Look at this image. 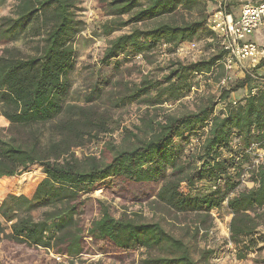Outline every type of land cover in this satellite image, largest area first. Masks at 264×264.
Returning a JSON list of instances; mask_svg holds the SVG:
<instances>
[{"label": "trees", "instance_id": "1", "mask_svg": "<svg viewBox=\"0 0 264 264\" xmlns=\"http://www.w3.org/2000/svg\"><path fill=\"white\" fill-rule=\"evenodd\" d=\"M81 2L17 0L0 18V117L7 125L0 127L1 254L10 264H73L85 254L143 251L142 264H208L218 250H199L197 236L224 210L230 216L224 246L244 259L264 241V77L244 71L194 111L167 113L161 106L189 93L195 76L223 70L224 52L207 28L212 0H96L106 17L98 36L129 28L104 49L101 63L114 61V71L120 58L125 63L148 58L163 44L173 53L204 33L211 49L194 63L170 64L161 78L145 75L138 83L114 84L117 91L109 92L114 106L135 102L145 108L138 125L123 130L120 146L107 141L99 156L77 157L75 148L112 132L109 110L64 105L74 42L84 30ZM242 90L245 97L231 99ZM218 104L223 110L216 113ZM35 170L41 178L30 195L14 191ZM97 191L122 204H148L172 219L191 215L196 224L180 228L177 236L166 230L163 218L133 213L115 218L103 199L92 196ZM49 252L63 261L56 263Z\"/></svg>", "mask_w": 264, "mask_h": 264}, {"label": "rangeland", "instance_id": "2", "mask_svg": "<svg viewBox=\"0 0 264 264\" xmlns=\"http://www.w3.org/2000/svg\"><path fill=\"white\" fill-rule=\"evenodd\" d=\"M17 0H5L4 4L0 6V18L9 15L12 6ZM79 18L84 23V30L79 34L74 42L75 58L73 69L68 73L70 80V90L64 100L65 104H71L76 106H89L96 105L100 109L109 110L111 115L110 127L112 129L111 134L99 135V140L86 142L79 148L73 150L75 156L82 157L86 155H98L104 142L110 141L112 146H120L123 130H133V126L138 125V120L143 114L145 108L137 103L125 104L123 106L116 107L109 101V92L117 91V88L113 85L123 83H138L141 77L150 75L155 78H161L166 74L164 71L170 64L174 62H180L182 64L194 63L198 60L209 57L210 42L208 34H203L195 44L197 45V52L192 53L189 50V44H185L181 48L175 50L173 53H168L166 49L161 47L150 55L148 58L137 56L131 59L127 63L123 62L122 58L119 59L120 66L118 70H113L114 61L108 64L101 63L104 49L107 47L109 40L116 38L119 35L129 32V28H124L121 31H116L107 38L97 35V30L106 20V17L96 7V0H82L80 6ZM257 62H246L238 68L233 75L227 74L224 70L218 67L212 74L199 75L194 78V87L189 93L177 101L175 104L169 103L163 104L161 107L166 110L167 113L179 115L184 112L194 111L197 106L202 104L207 97H218L220 87L229 85L234 80L242 78L243 71H247L251 76L256 78L264 77V63L257 69ZM231 76V80L222 86L221 81ZM233 80V81H232ZM116 88V89H115ZM114 90V91H111ZM247 94V91L242 90L231 96L232 98H243ZM236 100V99H234ZM223 110V106L218 104L215 108L216 113ZM3 128H7L4 125ZM48 126L44 127L43 133L47 137ZM191 144L197 145L195 138L191 139ZM41 178V173L35 170L33 173L26 176L25 184L20 190H14L20 192L25 196H29L32 189ZM13 191L12 188H7L5 192ZM93 197L103 199L109 206V212L115 218L120 217L123 214H137L145 220H157L163 218V224L167 231L173 234L179 235L180 228L188 227L192 229L195 226V220L193 216H178L177 219H172L170 215L159 210H152L148 204L142 205H129L122 204L118 200H111L106 193L97 191L92 194ZM41 211L34 212L32 215L34 218L40 217ZM213 225L209 230H200L197 236V248L200 249H212L218 250L217 259L210 261L208 264H264V241H259L258 245L252 250L251 253L246 255L244 259L238 260L230 252V247L224 246V242L228 238V226L230 216L226 211H221L213 215ZM206 226V225H205ZM260 234H264V229ZM0 243V248H1ZM2 259L3 255L1 254ZM52 252L47 254L50 257ZM6 260L9 263L12 261L8 258ZM145 258L143 251L135 252L130 255L114 257L112 255H83L78 260H75L73 264H142V260ZM1 261V260H0ZM63 264H71L69 261L62 262ZM20 264H26L21 262ZM32 264H40V261H35ZM47 264H51L50 262Z\"/></svg>", "mask_w": 264, "mask_h": 264}, {"label": "built area", "instance_id": "3", "mask_svg": "<svg viewBox=\"0 0 264 264\" xmlns=\"http://www.w3.org/2000/svg\"><path fill=\"white\" fill-rule=\"evenodd\" d=\"M212 3L213 11L207 21V28L215 35L219 48L224 52L223 70L230 74L248 60L257 63L264 60V34L262 46H257L246 39L251 33L264 28V0L257 4L248 2L241 4L239 16L236 19L227 11L223 0H212ZM166 48L165 44L161 45V49ZM189 50L192 53L197 52V45L191 43ZM228 80H230L229 76L220 84L224 86ZM261 154L260 150H256L257 159L262 158ZM50 257L56 263L63 261L57 255L50 254ZM0 264L10 263L0 261Z\"/></svg>", "mask_w": 264, "mask_h": 264}, {"label": "crops", "instance_id": "4", "mask_svg": "<svg viewBox=\"0 0 264 264\" xmlns=\"http://www.w3.org/2000/svg\"><path fill=\"white\" fill-rule=\"evenodd\" d=\"M263 0H223V2L226 5L227 11L236 19L239 16V11H240V6L243 3H253L257 4L262 2ZM264 34V28L257 30L256 32L251 33L250 35L247 36V41H250L257 46H262L263 45V38L262 35ZM246 62H255V61H246ZM244 62V63H246ZM264 74V72H263ZM5 122L4 120L0 117V127H4Z\"/></svg>", "mask_w": 264, "mask_h": 264}]
</instances>
